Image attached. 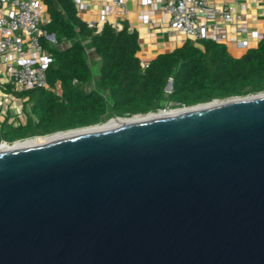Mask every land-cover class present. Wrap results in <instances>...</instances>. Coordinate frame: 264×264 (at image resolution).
<instances>
[{
	"label": "water",
	"instance_id": "water-1",
	"mask_svg": "<svg viewBox=\"0 0 264 264\" xmlns=\"http://www.w3.org/2000/svg\"><path fill=\"white\" fill-rule=\"evenodd\" d=\"M0 264H264V96L2 144Z\"/></svg>",
	"mask_w": 264,
	"mask_h": 264
},
{
	"label": "trees",
	"instance_id": "trees-1",
	"mask_svg": "<svg viewBox=\"0 0 264 264\" xmlns=\"http://www.w3.org/2000/svg\"><path fill=\"white\" fill-rule=\"evenodd\" d=\"M44 3L51 19L44 27L57 38L56 45L46 42L53 54L47 69L49 87L24 92L38 120L29 117L25 125L2 126L0 141L264 91V36L238 56L224 44L189 39L157 53L143 67L139 34L128 20L121 29L106 23L97 32L79 15L73 0ZM84 40L100 57L99 77L92 88H87L93 76ZM170 78L172 90L166 92Z\"/></svg>",
	"mask_w": 264,
	"mask_h": 264
},
{
	"label": "built area",
	"instance_id": "built-area-1",
	"mask_svg": "<svg viewBox=\"0 0 264 264\" xmlns=\"http://www.w3.org/2000/svg\"><path fill=\"white\" fill-rule=\"evenodd\" d=\"M73 1L79 12L91 11L92 2H99L98 18L87 20L97 32L106 23L121 29L123 20H128L127 0ZM137 1L144 8L138 14L140 22L147 24L149 30L161 28L181 44L189 39L212 40L248 49L253 39L259 42L264 36V32L249 31L245 18L235 12L234 5L228 0ZM156 14L159 18L155 17ZM50 20L44 0H0V89L20 94L49 87L47 69L53 61V54L46 42L57 44L55 34L48 33L44 27ZM232 23L236 28L230 34L226 26ZM130 26L135 28L131 23ZM141 64L145 67L148 62L142 60ZM18 140H1L0 144Z\"/></svg>",
	"mask_w": 264,
	"mask_h": 264
},
{
	"label": "crops",
	"instance_id": "crops-1",
	"mask_svg": "<svg viewBox=\"0 0 264 264\" xmlns=\"http://www.w3.org/2000/svg\"><path fill=\"white\" fill-rule=\"evenodd\" d=\"M232 2L235 7V12L239 13L249 27V31L264 32V0L254 2L253 0H228ZM91 11H80L79 15L86 19L98 18L99 2L93 1ZM129 14L128 21L133 24L139 34V41L141 44L140 57L145 62H149L157 53L162 51H170L181 43L175 37L170 36L161 28L148 29V25L138 20V14L144 8L138 4L137 0H127ZM159 18V14L155 15ZM230 34H233L236 24H228L226 26ZM246 36V34H242ZM258 42L252 40V46ZM229 51L238 56L244 53V49L237 48L233 44L227 45ZM3 94L0 96V127L1 126H15L17 124H24L29 117L34 118L32 102L28 95L24 93H12L9 89H0ZM20 111V113H19ZM1 140H6L2 138Z\"/></svg>",
	"mask_w": 264,
	"mask_h": 264
},
{
	"label": "bare ground",
	"instance_id": "bare-ground-1",
	"mask_svg": "<svg viewBox=\"0 0 264 264\" xmlns=\"http://www.w3.org/2000/svg\"><path fill=\"white\" fill-rule=\"evenodd\" d=\"M260 96H264V92L257 94V95L256 94H253V95L250 94V95H246V96H237V97H232V98H228V99H216V100H213L211 102H205V103H200V104H196V105H192V106L180 107V108L171 109V110L160 109L158 111L149 112L147 114H136V115L131 116V117H119V116L118 117H112V118L106 120L105 122L95 124V125H91V126L80 127V128H75V129H71V130L59 131V132H55L52 134L38 135V136L31 137V138L23 139V140L20 139L18 141L13 142V143L3 142L0 144V149L2 147V144H3L4 148L16 147V146L28 145V144H32V143H36V142H40V141L50 140V139H54V138L64 137V136H68V135H73V134L97 129V128L104 127V126L108 125L109 121L111 122V124H124V123H129V122L144 121V120L156 117V116L173 115L176 113L189 111V110L197 109V108L204 107V106L220 105V104H224V103H231V102L242 101V100H250V99H253L256 97H260Z\"/></svg>",
	"mask_w": 264,
	"mask_h": 264
},
{
	"label": "rangeland",
	"instance_id": "rangeland-1",
	"mask_svg": "<svg viewBox=\"0 0 264 264\" xmlns=\"http://www.w3.org/2000/svg\"><path fill=\"white\" fill-rule=\"evenodd\" d=\"M84 44L86 46V49H87V57H88V60L90 62V65H91V73H92V76H93V79L92 81L87 85V88H92V87H96V80L98 79L99 77V66H100V57L96 54L94 48L90 45L89 41L88 40H84ZM103 92V90H102ZM168 92V91H166ZM264 92V91H263ZM3 93L0 92V96L2 95ZM104 94L107 96V93L104 91ZM228 99V98H226ZM176 108H180V107H176ZM176 108H169L167 107L166 109L167 110H171V109H176ZM158 111V110H157ZM113 117H118V116H113ZM112 118V117H111ZM110 119V118H109ZM31 138V137H29ZM24 139V138H23ZM22 139V140H23Z\"/></svg>",
	"mask_w": 264,
	"mask_h": 264
},
{
	"label": "flooded vegetation",
	"instance_id": "flooded-vegetation-1",
	"mask_svg": "<svg viewBox=\"0 0 264 264\" xmlns=\"http://www.w3.org/2000/svg\"><path fill=\"white\" fill-rule=\"evenodd\" d=\"M33 114H34V113H33ZM34 120H36V121L38 120V119H37V116H36L35 114H34ZM25 124H27V120H26V122H25L23 125H25ZM19 125H21V124H17V125H15V126H19ZM1 128H2V126L0 127V129H1Z\"/></svg>",
	"mask_w": 264,
	"mask_h": 264
}]
</instances>
